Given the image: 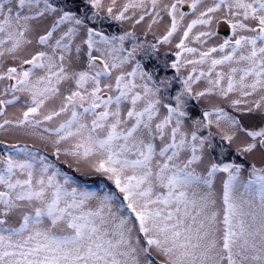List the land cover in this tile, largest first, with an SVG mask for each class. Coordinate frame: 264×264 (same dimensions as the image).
Masks as SVG:
<instances>
[{
	"label": "snow or ice",
	"instance_id": "1",
	"mask_svg": "<svg viewBox=\"0 0 264 264\" xmlns=\"http://www.w3.org/2000/svg\"><path fill=\"white\" fill-rule=\"evenodd\" d=\"M0 264H264V0H0Z\"/></svg>",
	"mask_w": 264,
	"mask_h": 264
}]
</instances>
